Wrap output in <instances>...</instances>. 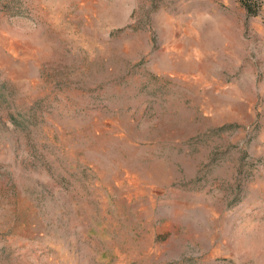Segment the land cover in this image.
<instances>
[{"label":"rangeland","instance_id":"1","mask_svg":"<svg viewBox=\"0 0 264 264\" xmlns=\"http://www.w3.org/2000/svg\"><path fill=\"white\" fill-rule=\"evenodd\" d=\"M0 264H264V0H0Z\"/></svg>","mask_w":264,"mask_h":264}]
</instances>
